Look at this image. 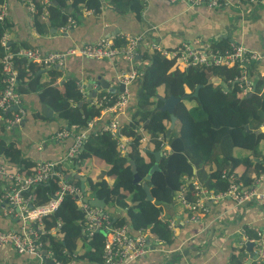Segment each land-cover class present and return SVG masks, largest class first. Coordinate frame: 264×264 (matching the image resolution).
Segmentation results:
<instances>
[{
  "label": "trees",
  "instance_id": "16d2710c",
  "mask_svg": "<svg viewBox=\"0 0 264 264\" xmlns=\"http://www.w3.org/2000/svg\"><path fill=\"white\" fill-rule=\"evenodd\" d=\"M18 1L32 17L39 34H46L52 29L58 30L68 16L77 19L82 9L99 11L101 4V0H50L46 7L48 13L42 16V0H33V12ZM70 1L75 4L68 12ZM4 2L7 3V0H0V11ZM108 2L116 12L124 14L130 11L136 18L140 17L144 6L141 0ZM10 26L11 21L7 17L0 20V40L5 30H10ZM9 42L15 52L19 46ZM227 43L226 39H221L211 43V47L223 50ZM140 51H143V57L147 60L139 77L140 94L129 122L121 124L119 128L120 135L131 138L127 143V153L120 152L117 139L108 131L91 132L73 161L79 163L96 158L97 165L93 166L87 177L86 186L91 197L105 201L104 209L110 215L112 226L130 224L133 230L149 229L158 240L170 243L173 233L162 221L161 207L146 200L141 185L132 182L130 161L136 166L138 175L144 178L149 164L154 163L153 153L162 152L158 161L159 170L153 173L161 174L163 185L160 187L153 184L150 178L147 184L155 200L167 203L181 195L186 202L195 201L197 195L194 181L214 194L225 191L230 183L229 175L239 165H243L244 169L234 176L235 181L249 184L253 177L264 173V131L260 130L264 125V80L250 68V74L254 76L253 91L240 96L237 87L229 82L239 74L237 66L194 65L180 69L175 58L167 59L155 50L148 53L141 48ZM4 53L0 44V58ZM14 60L18 72V92L22 96L36 93L42 104L49 106L57 118L65 121L64 128L75 125L77 131L100 115L105 104L96 106L85 99L72 78L58 81L62 77L60 67H44L25 57L14 56ZM43 74L47 75L45 82L41 81ZM212 77H217L219 82L209 83ZM1 78L0 66V90L3 85ZM197 86V95L194 96L192 93ZM223 87L226 93H222ZM103 92L101 90L96 97L101 98ZM112 95L114 99L116 94ZM169 95L181 100L174 107L175 124L166 138L170 118L166 111L159 110V106L162 104V97ZM21 101L23 103V98ZM9 114L10 112L3 115L6 117ZM40 116L43 117L41 114ZM1 128H4L3 124ZM139 128H143L148 138L147 149H142ZM237 151L242 154L239 155ZM0 156L19 166L28 167L32 164L22 161L19 150L1 135ZM207 163L212 164L208 167L209 170L204 168ZM60 171L65 174L64 170ZM98 172H101L100 176L94 177ZM73 182L79 185L78 179ZM56 189L57 178H53L24 194L31 195L32 202L39 204L47 201ZM118 210L123 211L124 215L116 216L115 211ZM83 217L84 213L78 208L75 198L65 195L57 210L43 220L47 230L57 228L55 233L47 232L43 236L45 246L63 263H69L73 259L85 264H102L107 233L99 230L86 237L82 233ZM245 235L257 239L256 234L247 228ZM245 255L246 247L242 243L233 248L229 264H244Z\"/></svg>",
  "mask_w": 264,
  "mask_h": 264
},
{
  "label": "crops",
  "instance_id": "0c3cea01",
  "mask_svg": "<svg viewBox=\"0 0 264 264\" xmlns=\"http://www.w3.org/2000/svg\"><path fill=\"white\" fill-rule=\"evenodd\" d=\"M141 1L144 6L140 17L136 18L130 11L124 14L116 12L108 0H101L99 11L82 9L78 18H75L76 25L63 35L56 29L46 34H39L34 27L32 17L19 1L7 0V18L11 21L10 41L19 47L38 48L44 53L62 51L70 46L91 43L100 37L110 35L141 33L164 49H173L182 42L216 43L221 39H233L262 55L253 69L257 75L263 72L264 4L211 8L205 5L170 3L167 0ZM74 4L69 2L68 12L72 10ZM141 48L136 56V68L145 67L147 64L143 51H140ZM128 67V63L121 56L102 60L70 56L60 67L62 77L58 81H63L64 78L80 81L84 98L93 101L101 90L111 92L110 88H112L115 89L114 93H119L117 92L120 85L118 74ZM101 79L109 86L96 90L93 96V90L100 86ZM45 80L47 75L43 74L41 81L45 82ZM128 90L131 97L117 118L120 125L129 122L131 118L141 90L140 79H132ZM22 98L25 114L21 123L12 130L1 128L0 135L19 150L22 161L27 163L40 160L57 161L59 169L64 170L65 174L78 173L87 179L93 166L97 165L96 158L79 163L66 159V151L72 143V138L56 136V132L66 126L65 121L57 118L53 110L51 117H46L42 113V103L36 93L23 94ZM111 117L109 112L101 111L99 116L90 120L89 133L99 132ZM260 130L264 131V125ZM141 134L145 136L141 141L142 149H147L148 138L144 131ZM128 138L123 136L121 141L126 143ZM237 153L242 154L241 151ZM253 159L260 160V158ZM1 163L12 171L19 167L17 163L7 161L2 156H0ZM211 165L207 163L204 168L209 170L208 167ZM243 169L244 166L239 165L233 170V175H239ZM101 172L93 176L99 177ZM260 175L259 189L264 192V173ZM150 179L153 184L162 187L163 179L159 172L153 173ZM3 186V182L0 181V228L8 229L15 224L2 213ZM204 202L207 208L205 211L194 213L184 208L180 201H176L173 205L174 217L166 218L161 212V218L173 219L176 223L175 229L172 230L173 239L170 243L151 240L146 253L130 264H229L233 248L244 243L245 229L252 231L264 229V203L238 204L228 196L212 199L209 195L204 197ZM115 215H124V212L118 210L115 211ZM254 250L255 245L252 248V256L246 251L244 264L263 263L264 260L256 257ZM0 264L41 263L32 255L18 254L12 247L0 245ZM75 264L85 263L75 261Z\"/></svg>",
  "mask_w": 264,
  "mask_h": 264
},
{
  "label": "built area",
  "instance_id": "2783aa9c",
  "mask_svg": "<svg viewBox=\"0 0 264 264\" xmlns=\"http://www.w3.org/2000/svg\"><path fill=\"white\" fill-rule=\"evenodd\" d=\"M26 8L33 12L35 5L33 0H20ZM170 3H186L188 5H205L211 8H231L236 5H259L264 4V0H167ZM43 13L46 15L50 0H42ZM7 4L4 2L0 11V20L8 16ZM76 25V21L71 16L67 17L66 22L58 29L60 34H67L72 27ZM10 30H5L0 44L4 48V55L0 58L1 66V82L2 89L0 90V123L6 130H10L19 125L25 114L22 107V94L17 90L18 72L15 67L14 56L25 57L27 60L42 64L44 67L64 65L65 59L70 56L85 57L89 59L102 60L113 59L121 56L127 63L128 69L122 70L118 74L119 82L124 85L122 92L116 94L115 98L112 92L106 90L101 98L96 96L93 99V104L102 106V112H109L111 119L101 128L100 131H108L117 139V144L122 154L127 153V143L121 141V137L125 135L119 134L120 124L118 121L119 115L130 100L131 94L128 90V85L132 79L141 77L143 67L136 68V56L139 48L143 47L148 51H157L167 59L175 58L179 68L184 69L194 65H216L233 67L237 66L240 70L239 74L229 80L232 86H236L239 95L244 96L251 93L253 90L254 76L250 74V68L258 62L262 55L257 51L247 48L240 42L233 39H227L228 43L223 50L214 49L210 42H182L173 49H164L158 44L152 42L143 34H124L117 36H103L94 42L73 45L62 51L42 52L38 48L20 46L14 52L10 45ZM259 76L263 77L264 70ZM77 89L84 95L82 83L76 81ZM222 93H226L225 87L222 88ZM113 100L110 104L108 101ZM16 106V110H12ZM10 112L4 117L3 114ZM76 131V126L71 125L69 128H63L56 132L57 137H71L72 143L66 151V159L73 160V157L80 152L89 134L88 125ZM142 133L143 128L138 130ZM142 135V134H141ZM128 137V136H127ZM145 136H141L140 141H143ZM58 162L53 160H40L32 162L28 167L19 166L13 171L8 169L7 165L0 164V181L3 182L1 202L2 213L7 216L15 224L14 227L3 229L0 228V245L12 247L18 254H28L34 256L41 264H45L46 260H51L53 264H75V260L69 263H63L57 259L53 251L45 246L43 236L47 232H56V227L47 230L44 226V218L52 215L60 205L65 195H70L75 198L77 206L84 213L82 220V233L86 237L92 236L99 230H106V241L103 249L102 264H130L133 261L141 258L147 251V246L151 240L162 242L154 236L149 229L133 230L130 224H122L112 226L111 218L104 208L92 206L87 202L91 196L88 194V189L85 184L84 194L79 185H76L73 180L68 182L65 179V174L58 170ZM57 178V189L47 201L39 204L32 202L31 195H25L27 191H31L36 185L45 183L50 179ZM230 183L228 188L218 194L201 187L195 181L193 186L197 195L195 201L186 202L180 196V202L184 208L196 213L197 211L207 210L204 202V197L209 195L212 199H217L222 196H228L238 204L243 203H264V192L259 189L261 175L253 177L249 184L242 181H235L234 175L230 174ZM167 227L172 231L176 227L173 219L162 218ZM59 224L57 225V227ZM257 239L248 238L244 233V240L253 242L255 245L254 253L256 257L264 260V229L253 231ZM253 253V254H254Z\"/></svg>",
  "mask_w": 264,
  "mask_h": 264
},
{
  "label": "water",
  "instance_id": "95a60500",
  "mask_svg": "<svg viewBox=\"0 0 264 264\" xmlns=\"http://www.w3.org/2000/svg\"><path fill=\"white\" fill-rule=\"evenodd\" d=\"M55 67L57 68L58 66L55 65ZM208 82L209 83H218L219 82V79L217 77H212V78L209 79ZM102 85H105V83L101 79L100 80V86H98L96 89L93 90V93H92L93 96L95 95L96 90H99L101 87L102 88H107L109 86L108 84H106L105 86H102ZM198 87L199 86H197L195 88V90L192 93V95H194V96L197 95ZM123 89H124V85L122 83H120L117 92H122ZM110 90L113 93L115 92L114 91L115 89L110 88ZM180 100H181L180 98L175 97L173 95H169L168 97H162V104L159 106V110L160 111H166L168 113V115H169V118H170V124H169V126H168V128L166 130V138L169 137L170 132H171V130L174 127L175 120H176V117L174 115V107H175V105ZM16 108L17 107L14 106L13 109L16 110ZM41 109H42V113L46 117H48V118L51 117L52 109L49 106H47L45 104H42L41 105ZM79 153L76 156H78ZM153 154H154V163L149 167L148 173H147V175L144 178H141L138 175V173L136 171V166L134 165L133 161H130V170H131V172L133 174L132 182L141 185V187L145 191V199L148 200V201L153 202L156 206H160L164 217H166V218H172V217H174L173 205H174V203L176 201H180V199L178 198L176 201H172L170 203L163 202V201H160V200H155L153 198V196L151 195V193H150V186L147 184V181L149 180L151 174L154 171L159 170L158 161H159V159H160V157L162 155V152L161 151H155ZM65 179L68 182H71L73 179H78L79 180V186H80L81 191L84 194H86V191H85L86 177L85 176L80 175L78 173H67V174H65ZM85 200H87V202L89 204H91L92 206H97V207H101V208H104L105 207V201L103 199H101V198L91 197V198H88V199H85ZM136 203L137 202H134V204H136ZM104 233L106 234L107 231L104 230ZM244 244H245V247H246V251L249 252V254L252 256V248H253L254 243L253 242H250V241H245ZM45 264H53V262L51 260H46L45 261Z\"/></svg>",
  "mask_w": 264,
  "mask_h": 264
}]
</instances>
